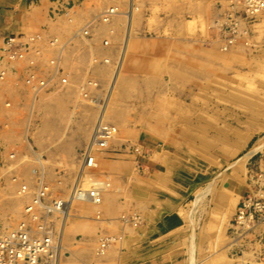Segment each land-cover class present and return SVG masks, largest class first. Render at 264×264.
<instances>
[{
	"label": "rangeland",
	"instance_id": "1",
	"mask_svg": "<svg viewBox=\"0 0 264 264\" xmlns=\"http://www.w3.org/2000/svg\"><path fill=\"white\" fill-rule=\"evenodd\" d=\"M235 1L241 2L218 0L215 20L194 19L191 37L179 40V56L173 49L153 56L150 71L128 70L124 56L113 85L118 60L90 59L100 65V78L98 82L89 78L92 82L82 101L71 103L57 90L42 95L46 101L34 107L32 118L19 121L35 151L29 149L17 165L6 169L7 185L0 177V233L28 220L24 209L40 179L67 199L80 182L86 190L100 188L104 203L76 199L64 233L63 214L56 213L55 239L61 236L62 241L59 264H101V260L116 264L119 258L121 264H264V210L254 212L252 207L248 226L236 222L244 197L260 190L264 200L258 179L264 148V11L249 14ZM143 59L133 65H147ZM57 66L59 85L65 73ZM104 106L103 124L113 125L115 132L108 145L100 147L96 131ZM168 151L194 159L205 176L200 179L199 169L194 185H184L178 177L168 189L165 179H150L152 172L170 173L163 157ZM89 157H94L92 166ZM179 166L183 168L180 162ZM179 183L191 186L188 202L196 213L201 211L200 246L181 243L179 232L152 242L138 232L139 239L148 193L158 187L176 195ZM117 205H134V211L115 214ZM105 236L113 241L100 254V238Z\"/></svg>",
	"mask_w": 264,
	"mask_h": 264
},
{
	"label": "crops",
	"instance_id": "2",
	"mask_svg": "<svg viewBox=\"0 0 264 264\" xmlns=\"http://www.w3.org/2000/svg\"><path fill=\"white\" fill-rule=\"evenodd\" d=\"M108 7H116L117 12L115 13H118L117 15L114 13V16L111 15L109 24L99 17ZM55 8L66 11L64 14L54 17L51 11ZM129 11H131V15L128 14ZM218 16V0H0V71L5 72L4 78L0 79V177L3 175L1 183L5 185L9 183L10 177L4 172L8 167L17 165L23 153L30 149L26 138L27 134L19 121L29 118L32 106L36 107L41 102L46 101L45 96L38 94L34 97L32 94L34 93L33 83H27V77L30 76L27 63L30 57L35 60L33 68L44 75L53 72V65L48 61L49 58L54 59L53 56L62 54L60 57H65L66 61L72 55L66 62L67 69L70 68L71 65L69 64L72 62L80 63V61L87 62L86 65L91 67L95 66L89 60L92 57L109 58L112 63L116 62L125 46L123 66L128 64L127 69L132 71H150L152 70L151 59L153 56L155 59L166 55L169 49H173L175 54L179 56V40L187 41L191 37L190 24L194 19L205 18L210 21L215 20ZM87 27H89V32L82 35V30ZM11 35L21 36L25 41H29L27 37L30 35L38 36L36 45L33 43V46L37 47L32 46L35 50L38 48L36 51L39 50V53H35L37 56L34 55L36 52L34 50L29 52L27 61L3 62L2 48L6 37ZM55 37L66 41L63 44V41L59 39L64 47L60 43H56L58 47L55 46L56 44L50 45L49 40ZM67 44H70L69 46L72 48ZM44 51L47 52L45 55L43 54ZM85 51L90 54H86ZM66 53L68 56H65ZM39 55L40 58L38 59ZM142 57L143 60H147V65L140 63L138 66L133 65V61H139ZM84 59L87 60L84 61ZM98 67L100 66L98 65ZM50 98L55 99L52 95ZM168 152L166 157H163L167 161L170 173L164 174L158 171L155 175L152 172L150 179L154 177L165 179L167 182L165 188L167 187V189L169 184L175 183L178 177L179 180L184 179L186 182L184 185H188V183L194 185L199 180L196 179V176L201 169L194 165V159L188 161L174 152ZM179 162L183 164V168H180ZM194 168L197 170L195 174L193 173L195 172ZM204 174H206L205 170L201 169L200 179L205 176ZM178 188L179 191L176 195L168 194L158 187L148 193L144 200L146 209L143 225L142 227L139 226L137 231L138 238L141 236L138 232H143L142 235L152 242L169 233L179 232L181 243L193 241L194 247L200 246L203 230L197 224L201 211L196 213L191 202H188L191 186L184 188L179 183ZM132 211H134V205H123L122 208L117 205L113 209L115 214ZM193 220L195 222L190 223ZM191 231L192 234H190ZM138 238L137 240L140 239ZM105 263L104 260H101V264ZM114 263L121 264L122 260L119 258Z\"/></svg>",
	"mask_w": 264,
	"mask_h": 264
},
{
	"label": "built area",
	"instance_id": "3",
	"mask_svg": "<svg viewBox=\"0 0 264 264\" xmlns=\"http://www.w3.org/2000/svg\"><path fill=\"white\" fill-rule=\"evenodd\" d=\"M237 4L242 3L245 11L255 13L257 10L264 9V0H241L235 1ZM255 9V10H254ZM54 17L63 13L62 9H52ZM252 13V14H253ZM38 36H33L31 40L25 41L21 36L11 35L6 37L2 48V61L12 63L22 58L23 53L31 50L30 43ZM5 72L0 71V79L4 78ZM34 75H28L27 83H33ZM44 81L40 83L43 84ZM115 132V127L110 124H102L96 131L97 141L100 147H106ZM94 157H89V165L94 163ZM259 163V189L264 187V148L260 150ZM258 184V182H257ZM25 185L23 189L25 190ZM35 195L31 205L27 207L29 214L35 222V227H28L26 223L0 236V264H59L60 261V244L54 239V228L50 216L54 213H64L67 207L68 199L64 198L59 192H55L43 181L35 184ZM83 187L73 188V199L95 198L97 201V189L92 188L87 195ZM260 190L248 194L241 201L236 222L240 227L248 226L251 222L250 216L254 212L264 210L263 195L258 194ZM89 195V196H88ZM261 196V197H259ZM254 212H249L251 208ZM43 211V212H42ZM42 212V213H41ZM113 238L105 236L100 238L99 253L103 254Z\"/></svg>",
	"mask_w": 264,
	"mask_h": 264
},
{
	"label": "bare ground",
	"instance_id": "4",
	"mask_svg": "<svg viewBox=\"0 0 264 264\" xmlns=\"http://www.w3.org/2000/svg\"><path fill=\"white\" fill-rule=\"evenodd\" d=\"M232 5V4H231ZM238 4H236L235 6H237ZM243 6V5H242ZM111 7V6H110ZM116 8V7H115ZM115 8H109L108 7V9H106L105 11H103L100 15H99V17H101L102 19V21H107V23H108V21H109V19H110V17H111V15H113L114 16V13L115 12H117L116 10L117 9H115ZM233 8V7H232ZM231 8V9H232ZM233 10V9H232ZM62 11H64L63 13H60L59 15H61V14H64L65 13V9H62ZM258 11H261V12H263L264 11V9H260V10H257V12ZM250 13H252V12H250ZM118 14V13H117ZM116 13H115V15H117ZM128 14H130L131 15V11H129L128 12ZM58 15V16H59ZM53 16V15H52ZM57 17V16H56ZM129 17V16H128ZM113 18V17H112ZM99 19V18H98ZM94 20V22L96 21L95 20V18L93 19ZM112 20V19H111ZM70 21V20H69ZM91 22V21H90ZM89 22V23H90ZM93 22V21H92ZM93 22V23H94ZM106 23V22H105ZM106 23V24H107ZM109 24V23H108ZM87 25V24H86ZM85 25V26H86ZM82 30V29H81ZM81 30H79V31H81ZM113 31V30H112ZM77 32V31H76ZM89 32V27H87V28H84L83 30H82V35H84V34H87ZM108 32V31H107ZM127 32H128V30H127ZM126 33V32H125ZM129 33V32H128ZM80 34V33H79ZM105 34V33H104ZM34 35H30V36H28L27 37V39L28 40H31L32 39V37H33ZM76 36V35H75ZM74 36V37H75ZM112 36V34L110 35V37ZM127 36V35H126ZM78 37V36H77ZM83 37V36H82ZM81 37V38H82ZM26 38V37H25ZM38 37H36V39L35 40H33L31 43H30V45H31V50H29V52L31 51H34L35 49V47H37V46H33V43L35 44L37 41H38V39H37ZM80 38V37H79ZM60 38H57V37H55V38H51L50 40H49V43H50V45L52 46V45H55L56 43L58 44V43H60L61 41L60 40H62V39H60ZM70 39V38H69ZM68 39V40H69ZM107 39V38H106ZM110 39V38H109ZM126 39V38H125ZM67 40V39H66ZM73 40V39H72ZM72 40H71V42H72ZM129 40V39H128ZM27 41V40H26ZM60 41V42H59ZM63 41V40H62ZM86 41H88V40H86ZM111 41V40H110ZM66 42V41H65ZM64 41H63V44L65 43ZM69 42V41H68ZM78 42V41H77ZM114 42V41H113ZM128 42V41H127ZM57 44L55 45V46H57ZM63 44H61L60 43V45H63ZM75 44V43H74ZM79 44H81V43H79ZM111 44V43H110ZM127 44H129V43H127ZM126 44V45H127ZM36 45V44H35ZM68 45V44H67ZM70 45V44H69ZM68 45V46H69ZM88 45H89V43H88ZM104 45V44H103ZM102 45V46H103ZM32 46L34 47V48H32ZM73 46V45H72ZM74 46H76V45H74ZM78 46V45H77ZM102 46H101V49H102ZM223 46H224V44H223ZM39 47V46H38ZM58 47V46H57ZM62 47H64V45L62 46ZM69 47H71V46H69ZM104 47V46H103ZM226 47H228V45L226 44ZM68 48V47H67ZM72 48V47H71ZM78 49H79V46L77 47ZM80 48H83V47H80ZM38 49V48H37ZM36 49V50H37ZM90 49H91V46H90ZM96 49V48H95ZM105 49H106V45H105ZM107 49H108V47H107ZM110 49V48H109ZM123 49L124 50H122V52H121V54H120V57H119V59H118V63H119V66H118V68H117V70L115 71V74H114V78H113V85L117 82V80H118V78H119V70H120V68H121V62H122V60L124 59V56H125V51H126V47L124 46L123 47ZM35 50V51H36ZM69 50V49H68ZM72 50V49H71ZM41 51V50H40ZM48 51V50H47ZM59 51H61V49H59ZM74 51V50H73ZM76 51V50H75ZM90 51V50H89ZM92 51V50H91ZM99 51V50H98ZM101 51V50H100ZM102 51H104V50H102ZM107 51H109V50H107ZM29 52L27 53H23V57L22 58H19L18 60H16V61H27L28 60V58H29V56H28V54H29ZM37 52L39 53V50L38 51H36V52H34V55H36L37 54ZM49 52V51H48ZM62 52V51H61ZM65 52V51H64ZM66 52H68L67 50H66ZM79 52H80V50H79ZM86 52V51H85ZM93 52V51H92ZM91 52V53H92ZM106 52V51H105ZM36 53V54H35ZM45 53H47L46 51H44V55H45ZM59 53V52H58ZM71 54V53H70ZM73 54V53H72ZM86 54H90L89 52L87 53L86 52ZM97 54H98V52H97ZM47 56H48V54H46ZM49 55H50V52H49ZM60 55H62V54H59V55H57L56 57L55 56H53V55H51V56H53L54 57V59L53 58H49V60L48 61H50V64L52 65V63L54 64V66L56 67L57 66V64H58V66H62L63 67V72L65 73V77L63 78V80H61V81H63V82H61L60 80V82H59V85L58 84H56V79H57V74H56V70H58V69H56L54 66V68H53V74L51 75V76H49V74H44V75H41L38 71H36L34 68H33V65H34V62H35V60H34V58H32V57H30L29 58V60H28V71H29V74L31 75H34L35 76V78L33 79V85H32V89H34V93H32V94H34V97L35 96H38V94H39V96H42V95H46V94H50V92H52V91H54V92H56L55 90H57V94L58 95H60V96H62V98L63 99H66V98H68V100L71 102V103H79L80 101H82V98L81 97H83V99H84V95L86 94V93H88V92H86V90H85V88H87L89 85H90V82H92V80H89V78H91V79H95V81H96V79L98 78L97 77V73H95L96 71H98V69H100V67H98V64H97V66H95V67H89V65L87 64L86 65V63L87 62H81L80 61V63H77V62H75V63H71V64H69V65H71V66H74V67H72L71 68V66H70V68H68L67 69V67H66V62L72 57V55H70L71 57H69V59L67 60L66 59V61H65V57H63V58H61L60 57ZM67 55V53L65 54V56ZM80 55H81V53H80ZM99 55V54H98ZM37 56V55H36ZM46 56V57H47ZM50 56V57H51ZM68 56V55H67ZM86 56H88V55H86ZM101 56H102V54H101ZM89 57V56H88ZM87 57V58H88ZM90 57H92V56H90ZM25 58H27V59H25ZM40 58V55H39V57H38V59ZM41 58H43V57H41ZM25 59V60H24ZM62 59V60H61ZM78 59V58H77ZM83 59V58H82ZM90 59H92V60H94V62H96V60L98 59V57H92V58H90ZM89 59V60H90ZM45 60H47V59H45ZM87 60V59H86ZM85 59H84V61H86ZM88 60V61H89ZM65 61V62H64ZM91 61V60H90ZM105 61H108L107 60V58H105ZM79 62V61H78ZM69 63V62H68ZM82 63H83V65H82ZM89 63V62H88ZM48 64V63H47ZM42 65H44V64H42ZM68 65V66H69ZM48 66H49V64H48ZM57 66V67H58ZM100 66V65H99ZM62 67H60V68H62ZM36 68V67H35ZM37 68H38V66H37ZM42 68V67H41ZM74 68H77V69H74ZM40 70H42V69H40ZM78 70H80L81 71V73L79 74V75H77V74H75ZM44 71V70H43ZM90 72V73H89ZM42 73H44V72H42ZM46 73V72H45ZM92 73V75L93 74H95L94 76H91V75H89V74H91ZM39 74V75H38ZM38 76H41V78L43 79V80H39L37 77ZM100 78V77H99ZM88 79V80H87ZM40 81H44V84L42 85V86H40L39 85V82ZM96 82H98V81H96ZM52 83V84H51ZM83 90H85V92H83ZM32 99V98H31ZM64 101V100H63ZM36 103V102H35ZM33 109H34V106H32L31 107V109H30V116H29V119L30 118H32V111H33ZM106 107L104 106V107H102V109H101V113H100V115H99V119H98V122H97V127L99 128V126L101 125V124H103V121L105 120V113H106ZM28 124V123H27ZM26 127H27V125H26ZM116 131H117V129H116ZM95 132V131H94ZM95 140V135L93 134V141ZM96 142H97V140H96ZM98 143V142H97ZM30 150L32 151H35V149L34 148H32V147H30ZM32 151V152H33ZM88 151H89V149L87 150V154H88ZM35 153V152H34ZM33 153V154H34ZM253 153V151H250V152H248L247 154H245L244 156H242L240 159H238L237 160V162H239V161H241V160H243V159H246L247 158V156L248 155H250V154H252ZM86 158L84 157V159H83V163H82V167H84V169H85V165L87 166L88 165V159H86ZM235 163V162H234ZM36 171H37V169H35ZM35 174V173H34ZM38 175H40V173L38 174ZM42 175V174H41ZM36 176H37V174H36ZM84 176V175H83ZM40 179V178H39ZM38 180V179H37ZM40 182H42L41 181V179L39 180ZM81 181V180H80ZM38 182V181H37ZM79 184H80V182H78V184H77V186H79ZM48 185V184H47ZM25 186V184L22 186V190L24 191V189H23V187ZM35 188V187H34ZM95 189H97V198L99 199L98 201L95 199V198H86V199H84V200H82V199H79V200H81V201H86V202H90V203H94V204H97V205H101L102 204V202H103V199L105 198V194H104V192L100 189V188H95ZM35 190H36V188H35ZM35 190L33 191V197H32V200H31V198H30V202L26 205V208L24 209V211L26 212L25 214L27 215V216H29V218H28V220L25 218L24 220L23 219H21L20 221H19V223L15 226V227H13V228H10V229H8V230H6V231H2L1 233H0V236L1 235H4V234H6V233H9L10 231H12V230H14V229H16L18 226H19V224H21V223H26L27 225H28V227H35V222L33 221V218L31 217V215L29 214V212H28V209H27V207L29 206V205H31V203H32V201H33V198H34V195H35ZM91 189H89V191H90ZM83 191H85V194L87 195V193H89V191L88 190H86V189H84ZM73 193L71 192V194H70V196H69V199H68V202H67V207H66V209L64 210V213H63V220H62V222H61V232H63L64 233V230H65V226H66V223H67V220H68V218H69V216H70V212H71V206H72V204H73V202L76 200V199H73V195H72ZM28 196V195H27ZM89 196V195H88ZM104 203V202H103ZM43 212V211H42ZM41 212V213H42ZM27 216H25V217H27ZM51 217V222H52V224H53V228H54V239H55V232L56 231H58L57 230V226H58V221H59V219L57 218V215H56V213H54L53 215H51L50 216ZM261 226V225H260ZM250 227V226H249ZM259 227V226H258ZM249 229V228H248ZM250 230V229H249ZM247 231V230H246ZM55 240H57V242L62 246V241H60L61 240V236L58 238V239H55Z\"/></svg>",
	"mask_w": 264,
	"mask_h": 264
}]
</instances>
